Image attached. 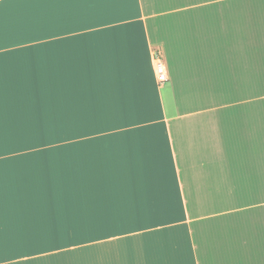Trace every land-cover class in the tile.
Masks as SVG:
<instances>
[{
	"label": "crops",
	"instance_id": "crops-1",
	"mask_svg": "<svg viewBox=\"0 0 264 264\" xmlns=\"http://www.w3.org/2000/svg\"><path fill=\"white\" fill-rule=\"evenodd\" d=\"M0 264H264V0H0Z\"/></svg>",
	"mask_w": 264,
	"mask_h": 264
},
{
	"label": "built area",
	"instance_id": "built-area-1",
	"mask_svg": "<svg viewBox=\"0 0 264 264\" xmlns=\"http://www.w3.org/2000/svg\"><path fill=\"white\" fill-rule=\"evenodd\" d=\"M155 76L159 84L166 83L169 80V70L161 50L154 53Z\"/></svg>",
	"mask_w": 264,
	"mask_h": 264
},
{
	"label": "snow or ice",
	"instance_id": "snow-or-ice-1",
	"mask_svg": "<svg viewBox=\"0 0 264 264\" xmlns=\"http://www.w3.org/2000/svg\"><path fill=\"white\" fill-rule=\"evenodd\" d=\"M38 2H57V0H38Z\"/></svg>",
	"mask_w": 264,
	"mask_h": 264
}]
</instances>
